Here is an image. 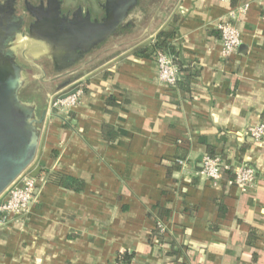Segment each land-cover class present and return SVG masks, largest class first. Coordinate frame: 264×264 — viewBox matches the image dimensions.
I'll list each match as a JSON object with an SVG mask.
<instances>
[{
    "label": "crops",
    "instance_id": "obj_1",
    "mask_svg": "<svg viewBox=\"0 0 264 264\" xmlns=\"http://www.w3.org/2000/svg\"><path fill=\"white\" fill-rule=\"evenodd\" d=\"M157 4L143 31L122 30L119 50L99 61L90 54L57 88L58 97L82 94L68 114L47 108L28 170L40 169L38 202L0 231V264H118L126 255L130 264H264V141L247 134L264 120V0ZM243 5L241 45L223 59L218 25ZM175 17L171 43L184 71L170 88L155 55L140 52ZM209 150L233 168L253 166L255 187L204 177ZM61 176L83 189L62 187ZM158 220L164 236L153 235Z\"/></svg>",
    "mask_w": 264,
    "mask_h": 264
},
{
    "label": "water",
    "instance_id": "obj_2",
    "mask_svg": "<svg viewBox=\"0 0 264 264\" xmlns=\"http://www.w3.org/2000/svg\"><path fill=\"white\" fill-rule=\"evenodd\" d=\"M138 2L104 0L105 17L98 21L92 19L90 12L84 15L81 10L70 18L63 14L61 0H47L45 5L36 8L35 22L24 36L20 33L21 20L15 22L8 17L14 13L13 1L8 15L0 17V196L34 162L47 114V106L23 98L28 74L19 64L15 50L21 44L25 47L33 42L44 43L47 52L37 55L36 59L44 56L56 72L65 71L83 61L100 44L119 35L118 29L128 22ZM26 51L23 52L25 59L35 64L25 56ZM70 85L71 81L66 82L59 91ZM75 93L73 89L60 99ZM39 171L34 170L31 176L36 178Z\"/></svg>",
    "mask_w": 264,
    "mask_h": 264
},
{
    "label": "built area",
    "instance_id": "obj_3",
    "mask_svg": "<svg viewBox=\"0 0 264 264\" xmlns=\"http://www.w3.org/2000/svg\"><path fill=\"white\" fill-rule=\"evenodd\" d=\"M248 5L239 6L231 9L228 15L221 20L218 30L222 40V57L228 59L237 53L241 45V32L237 27V20L241 14H244ZM155 61L158 67L159 80L170 88H177L178 83L183 78V73L175 63L174 57L167 52L158 51L155 55ZM82 94L81 89L76 88V93L66 99L53 100L50 108L59 112V114H68V112L77 105L79 97ZM63 123L68 119L63 117ZM248 137L254 144H260L264 141V120L258 125L252 126L247 131ZM232 170L234 179L230 181L241 192L256 185V169L250 165H239L232 167L230 164L218 157L205 156L203 160V169L201 174L210 181L217 183L222 180V169ZM38 202V187L35 178L27 170L23 172L14 183L0 196V231L6 226L11 216L27 217L31 214L33 207ZM156 227L164 236L169 232V228L164 221L158 220ZM118 264H126L120 261Z\"/></svg>",
    "mask_w": 264,
    "mask_h": 264
},
{
    "label": "flooded vegetation",
    "instance_id": "obj_4",
    "mask_svg": "<svg viewBox=\"0 0 264 264\" xmlns=\"http://www.w3.org/2000/svg\"><path fill=\"white\" fill-rule=\"evenodd\" d=\"M12 1L14 3L13 5L14 13L12 15H8L7 10L10 9L9 7L11 6ZM46 1L47 0H0V17L3 15H8V17L15 22H18L19 20H21L22 26L20 29V33L22 34V36H24V32L28 30L30 25L35 22L36 8H40L42 5H45ZM61 2H62L63 14L69 16L70 18H72L73 14L76 15L79 10H81L84 15L87 12H90L93 20L101 21L105 17V10L103 8L104 0H93V2L89 3L88 6H84V7L78 6L73 11L71 10L65 11L64 6H63V0H61ZM156 3H157V0H139L138 4L130 12V17H132L133 19L129 18L128 22L124 26L118 29V33L121 32L122 30L127 31L130 29H133V31L127 33V35L130 36V34L143 31L147 27V23L149 19L152 17V8H154ZM123 39H124V35L123 36L117 35L113 37L112 41L108 40L100 44L93 51H91L88 55H86L83 61L77 63L76 65L72 66L71 68L65 71L56 72L55 67L52 64V62H49L46 59H44V61L41 60L40 64L42 65V68L40 67L39 69L43 77L42 79L44 83L50 85L51 87L55 89L53 94L50 93L51 95L50 94L48 95L46 94V95L48 97L51 96L52 98L53 95L56 94L57 88L62 83L67 82L70 79H72L79 72L80 69L78 68L82 64H85L86 62H88L87 58L90 54L92 55L93 58L96 59V61L97 60L99 61L106 56L105 52L109 47L110 49H113V51L119 50L121 47H118L119 46L118 44H120L123 41ZM44 45H45L44 43L40 44V46L43 48L40 50H36L37 55H40V54L43 55L44 49L46 50ZM25 56L28 57L27 51H26ZM20 58L21 60L22 59L25 60L23 53H21ZM23 68L26 69L25 66ZM86 68L87 66H84L81 70H84ZM27 89L28 88L24 89V91ZM31 98H37V100L41 99L42 101H44L45 94L40 95V96L35 94V96L33 95V97Z\"/></svg>",
    "mask_w": 264,
    "mask_h": 264
},
{
    "label": "rangeland",
    "instance_id": "obj_5",
    "mask_svg": "<svg viewBox=\"0 0 264 264\" xmlns=\"http://www.w3.org/2000/svg\"><path fill=\"white\" fill-rule=\"evenodd\" d=\"M175 1L176 0H157V3H158L157 5L158 6L161 5V7H162V9L164 11H168L169 8H171L172 5L175 3ZM91 2H93V0H63V6H64V10L65 11H68V10L73 11L78 6H83V7L84 6H88L89 3H91ZM112 39H110L109 41H112ZM148 45H149V42L145 41L140 46L145 47V46H148ZM42 48L43 47H41L40 44L33 42V43H30L28 46H25V47H24V45L21 44L15 50V54L17 56L18 62H20L21 65L23 64L25 66V68H26L25 72L28 74V77H27L28 86L26 87L28 89L22 92V96L25 99H27V98L29 99V98L33 97V95L35 96V94L39 95V96L45 94V100L44 101H42L41 99H40L41 101L37 100V98H31V99L38 101L41 105H46L51 113L52 112L56 113V110H53V109L50 108V103L53 100L57 99L58 95L55 94V95H53L52 98H51V96H49V97L47 96L50 93L53 94L55 89L53 87H51L50 85L44 83V81L42 79L43 77L41 75V71L38 68V66L42 68V65L40 64L41 60L44 61V59H46L49 62H51V61L48 58L44 57V56L43 57H39V58L36 59V56H37L36 50H40ZM24 50H27L28 58L31 61H34L35 64H37L38 66H36L32 62H30L29 60H26V59L25 60H23V59L21 60V58H20L21 57V53H23ZM43 52L46 53L47 51L44 49Z\"/></svg>",
    "mask_w": 264,
    "mask_h": 264
},
{
    "label": "trees",
    "instance_id": "obj_6",
    "mask_svg": "<svg viewBox=\"0 0 264 264\" xmlns=\"http://www.w3.org/2000/svg\"><path fill=\"white\" fill-rule=\"evenodd\" d=\"M177 19L178 18H176V17L173 18L172 22L168 25L167 29L160 31L156 37V41L153 44H150L148 47L145 48L144 54H141V52H140V55H142V57H144V58H152L154 55H156V53L158 51L167 52L174 57L175 63L178 65L180 70L183 72L184 70H182V62L180 60V52L171 43V40L176 36V33H177V29H176ZM180 82L178 83V86L182 84ZM111 103H112V101L108 100V104H111ZM208 156L218 157L213 152V150H209ZM220 158L224 161V163L228 164L222 157H220ZM179 162H180V160L177 161V163H179ZM221 175H222V179H228L229 181H232L234 179V174H233L232 170H225L223 168ZM57 178L58 179H55V180H59L57 182V184L61 185L62 187L66 188V189L81 191L84 187V183L82 181H79V180L74 179L72 177L61 176V177H57ZM218 207L220 210L222 209V206L220 204H218ZM161 221H163V220H161ZM153 235H158V236L161 235L159 233L157 227L155 228ZM253 235H254L253 232L250 233L249 241H248V243L250 245L252 244V240L255 239ZM121 261L123 263L130 264L131 263V256L126 255L121 259Z\"/></svg>",
    "mask_w": 264,
    "mask_h": 264
},
{
    "label": "bare ground",
    "instance_id": "obj_7",
    "mask_svg": "<svg viewBox=\"0 0 264 264\" xmlns=\"http://www.w3.org/2000/svg\"><path fill=\"white\" fill-rule=\"evenodd\" d=\"M23 50V49H22Z\"/></svg>",
    "mask_w": 264,
    "mask_h": 264
}]
</instances>
